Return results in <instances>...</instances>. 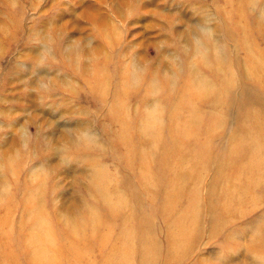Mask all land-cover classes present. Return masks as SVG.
<instances>
[{"label": "rangeland", "instance_id": "374dc122", "mask_svg": "<svg viewBox=\"0 0 264 264\" xmlns=\"http://www.w3.org/2000/svg\"><path fill=\"white\" fill-rule=\"evenodd\" d=\"M261 74L264 0H0V264H264Z\"/></svg>", "mask_w": 264, "mask_h": 264}, {"label": "bare ground", "instance_id": "6f19581e", "mask_svg": "<svg viewBox=\"0 0 264 264\" xmlns=\"http://www.w3.org/2000/svg\"><path fill=\"white\" fill-rule=\"evenodd\" d=\"M243 2H244V0H243ZM250 56V55H249ZM248 58H252V57H248ZM261 73H263V71L261 72ZM263 74H261V76H262ZM260 76V77H261ZM185 78H186V80L184 81V83H186L187 85L184 87V89L185 90H182V93H184V92H189V91H191V92H193V91H195V86H196V83H197V81L194 79V77H193V75L191 74V73H188V77H187V75L185 76ZM262 78H264V76H262ZM184 80V79H183ZM192 80H194V82H192L191 83V81ZM201 84H203V82H200ZM185 94V93H184ZM252 165V164H251ZM251 165H249V166H251ZM245 168H247V167H245ZM251 168V167H250ZM238 172V171H237ZM239 178V180H241V176L239 175H237V179ZM237 183H235V185H236ZM229 205H232L231 203H229ZM226 205H225V202H223L222 204H221V208H223V207H225ZM26 208H28L29 210H31L32 208H31V206H29V207H26ZM37 217H38V215H37ZM35 223H37V221L35 222ZM77 235H79V234H77ZM33 241H35L36 239L33 237V239H32ZM43 244H44V242H43ZM39 253L40 254H42L41 253V250H39ZM46 261H48L47 259L45 260V262ZM52 260H49L48 262H51ZM42 264H45L44 262H41Z\"/></svg>", "mask_w": 264, "mask_h": 264}]
</instances>
